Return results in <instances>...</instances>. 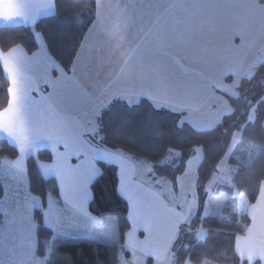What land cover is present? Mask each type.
Returning a JSON list of instances; mask_svg holds the SVG:
<instances>
[{
	"label": "crops",
	"instance_id": "1",
	"mask_svg": "<svg viewBox=\"0 0 264 264\" xmlns=\"http://www.w3.org/2000/svg\"><path fill=\"white\" fill-rule=\"evenodd\" d=\"M96 3V18L70 71L54 59L39 32H35L37 49L33 53L22 45L8 51L0 47L10 98L0 111V138L17 148L19 155L11 161L21 166L11 165L26 175L28 158L48 149L51 161L36 159L42 176L57 181L63 205L90 217H97L90 213L89 203L91 184L102 173L98 162L115 165L118 191L129 207L130 229L124 247L127 249L133 239L141 250L149 248L158 256L175 241L180 217L168 212L172 220L165 219L163 210L159 215V207L165 205L160 191L139 181L144 165L92 143L87 119L104 102L148 98L189 117L192 121L186 122L204 130L198 125L203 124L204 116L211 117L204 113L222 105L233 77L247 67L257 50L264 0ZM56 11L55 0H0V28L32 27ZM215 113L214 118L229 114L218 109ZM230 166L233 176L236 169ZM248 218L245 231L236 237V252L248 264H264V181ZM100 223L102 220L96 229ZM157 256L150 254L155 262L164 258Z\"/></svg>",
	"mask_w": 264,
	"mask_h": 264
},
{
	"label": "trees",
	"instance_id": "2",
	"mask_svg": "<svg viewBox=\"0 0 264 264\" xmlns=\"http://www.w3.org/2000/svg\"><path fill=\"white\" fill-rule=\"evenodd\" d=\"M56 14L42 18L35 26H12L0 28V47L8 51L22 45L29 53L37 49L35 32L44 37L54 59L66 70L74 62L78 49L96 18V0H55ZM9 81L0 63V111L9 103ZM232 111L223 116L216 126L199 130L186 121L182 114L166 107L156 106L148 98L134 103L114 100L101 117L100 139L90 141L111 151H122L136 159L152 164L156 176L165 177L175 185L178 177L187 169V160L196 148L202 149L198 166V188H204L216 173L220 162L229 151L236 131L242 134L241 144L258 146V153L248 165L238 166L233 154L229 163L235 167L232 185L219 184L213 193L234 196L238 213L233 222L225 221L218 214L193 217L190 225L181 224L178 236L172 244L175 253L173 264H248L236 252V237L249 224L248 210L255 203L264 181V61L254 73L241 79L236 96L226 95ZM254 110V119L248 116ZM171 149L183 152L176 165L162 162ZM19 152L6 139L0 138V164L3 159H16ZM52 160L48 149H41L27 160L29 191L41 198L43 208L49 195L60 200L57 181L44 178L36 159ZM102 173L91 184L92 200L89 211L97 217L115 216L119 243L101 242L88 236L53 238V232L44 225L42 209H35L38 224V252L47 256L46 264H120L121 256L131 258L124 247L125 235L130 229L129 207L118 191V169L115 165L98 162ZM176 187V186H175ZM5 189L0 181V198ZM2 216L0 215V225ZM241 223L244 224L241 225ZM205 228L204 238L193 233ZM49 251V254H48ZM254 264H261L255 262Z\"/></svg>",
	"mask_w": 264,
	"mask_h": 264
},
{
	"label": "rangeland",
	"instance_id": "3",
	"mask_svg": "<svg viewBox=\"0 0 264 264\" xmlns=\"http://www.w3.org/2000/svg\"><path fill=\"white\" fill-rule=\"evenodd\" d=\"M259 38L260 40L256 46L257 50L250 56L247 67L245 69L243 68L233 77L226 91L229 95L236 96L241 79L251 76L256 67L264 61V22L262 23ZM253 65L255 66L252 68ZM221 100L222 105L213 106L209 109L210 111L204 113L205 115H211V117L203 115L205 121H203V124L198 125V127L208 129L219 123L222 118H214L217 115L215 113L217 109L222 113H229L232 110L227 98L224 97ZM130 103L134 102L132 101ZM109 105L110 102H104V104H100L97 109L92 111L90 117L87 119L88 127L91 128V130L88 129L89 137L92 136L95 139L102 137L101 117ZM248 119L250 121L254 119V110L250 112ZM182 121L190 122L192 120H189V117H182ZM240 141L241 132L237 131L230 150L219 165L218 173L204 188H198L197 185V169L202 159L201 148H196L195 152L189 156L186 172L179 178L177 187H175L176 185L171 180L156 176L150 162L144 159H137L140 160L139 163L144 165L143 171L138 176L140 183L150 184L158 189L160 191V198L164 200L165 205L163 204L162 208L161 206L159 207V215L163 210L165 211L163 217L172 220V215H168L167 213L174 212L176 216L180 217V224H186L188 226L193 217L208 214H218L227 222L235 221L238 206L234 196L226 193L215 194L212 190L218 184L232 183L229 158L233 153L238 166L248 165L256 157L258 146L254 144H240L237 146ZM116 152L128 156L122 151ZM182 155V151L171 149L168 156L162 162L176 165L179 163ZM128 157L131 160L137 161L131 156ZM11 164H16L19 168L21 166L17 161H11L10 159H3L2 164H0V181L3 182L5 189L4 196L0 198V215L2 216L0 225V264H46L48 255L41 257L38 252V224L34 214L35 209L43 208L42 200L40 197L30 193L26 173ZM42 211L44 225L52 230L53 238L58 236L82 237V235H85L101 242L119 243L117 218L115 216L95 218L93 216L90 217V215L76 213L52 195L48 196L46 206ZM101 220V225L96 229ZM193 233L196 234L197 238H204L207 230L201 227ZM171 245L165 253L162 251L157 256L149 248L147 250H141L139 248L140 246L131 239L127 248L132 254L131 258L126 259L122 255L120 264H173L175 253ZM150 254L155 257L164 256V258L155 262L150 257ZM186 264L191 263L187 261ZM202 264L215 263L204 261Z\"/></svg>",
	"mask_w": 264,
	"mask_h": 264
}]
</instances>
